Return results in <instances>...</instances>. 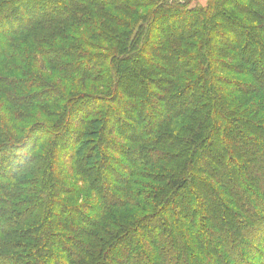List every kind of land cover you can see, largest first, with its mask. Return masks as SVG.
<instances>
[{"label": "trees", "instance_id": "trees-1", "mask_svg": "<svg viewBox=\"0 0 264 264\" xmlns=\"http://www.w3.org/2000/svg\"><path fill=\"white\" fill-rule=\"evenodd\" d=\"M49 1L0 0V264H264V0Z\"/></svg>", "mask_w": 264, "mask_h": 264}, {"label": "rangeland", "instance_id": "rangeland-1", "mask_svg": "<svg viewBox=\"0 0 264 264\" xmlns=\"http://www.w3.org/2000/svg\"><path fill=\"white\" fill-rule=\"evenodd\" d=\"M58 2L59 0H50L49 1V4L55 7H59L58 6ZM206 2L207 0H193L191 3H190V6L191 7H199V6H205L206 5ZM55 241V240H54ZM55 243H48L49 246H54Z\"/></svg>", "mask_w": 264, "mask_h": 264}]
</instances>
